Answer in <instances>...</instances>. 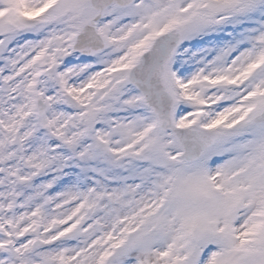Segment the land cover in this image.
Segmentation results:
<instances>
[{"label": "snow or ice", "instance_id": "1", "mask_svg": "<svg viewBox=\"0 0 264 264\" xmlns=\"http://www.w3.org/2000/svg\"><path fill=\"white\" fill-rule=\"evenodd\" d=\"M0 264H264V0H0Z\"/></svg>", "mask_w": 264, "mask_h": 264}]
</instances>
